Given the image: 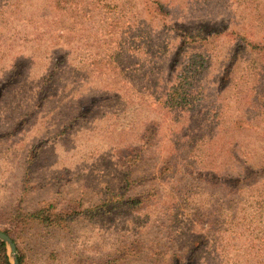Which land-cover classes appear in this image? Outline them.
<instances>
[{"label": "rangeland", "instance_id": "1", "mask_svg": "<svg viewBox=\"0 0 264 264\" xmlns=\"http://www.w3.org/2000/svg\"><path fill=\"white\" fill-rule=\"evenodd\" d=\"M157 2L165 19H153ZM198 31L214 34L213 43L182 50L181 37L196 38ZM245 38L264 43V0H0V231L16 244L18 259L173 264L172 254L188 255L190 235L219 232L213 222L225 215L242 227L224 234L219 252L200 253L190 264H264V250L246 245L261 238L264 248V214L251 210L252 225L242 223V209L264 189V173L244 186L243 196L219 186L220 178L219 185L210 176L203 183L223 165L238 167V157L264 170V62L252 65L258 57L242 45ZM145 52L151 56L146 69ZM186 54L209 63L198 82L201 100L185 114L160 113L152 100L174 85L172 71ZM112 55L119 59L109 63ZM227 59L238 73L237 95L219 94ZM156 119L163 126L154 148L131 167L123 160L133 157L129 147L139 149L147 121ZM195 136L203 141L193 142L200 146L193 153L207 154V169L185 151ZM169 154L178 157L179 169L172 164L179 173L152 184L151 174ZM145 175L146 185L126 187L129 176ZM127 189L131 197L146 195L139 209L120 203ZM46 208L53 221L79 215L47 227L30 217ZM131 244L136 250L129 255Z\"/></svg>", "mask_w": 264, "mask_h": 264}, {"label": "trees", "instance_id": "2", "mask_svg": "<svg viewBox=\"0 0 264 264\" xmlns=\"http://www.w3.org/2000/svg\"><path fill=\"white\" fill-rule=\"evenodd\" d=\"M154 6V16L153 19H165L168 14L164 9L163 4L160 2H157ZM164 16V17H163ZM199 35H196V38L192 37L193 34L184 35L182 36V44L183 46L181 47L182 50L183 48L188 47V46H193L194 44H202L209 46L210 44L213 43L215 35L210 33H204L203 31H198ZM204 33V34H203ZM180 36V35H179ZM189 42V43H188ZM240 42H245L242 43L243 46L252 49L253 53H255L258 57V59L254 60L252 65L254 67H259L260 62H264V43H253V42H248V40L245 38L243 41ZM240 44V47L242 46ZM183 52V51H182ZM115 55L108 56V62L113 63L114 60H118V58H114ZM162 54H156V58H160ZM201 54H186L185 55V60L184 63L181 65L180 69L178 72L172 71V75L175 78V82H173L172 85L167 93L165 94L164 97L159 96L158 98L156 97L155 100L153 99L152 102L158 107L160 110V113L165 112L166 115H179V114H185L186 112H190L194 110V106L201 100L199 94H200V87L198 86V82L202 79L203 75L205 74L204 72L207 70L209 67V63L206 62V58L202 57V62L200 61L199 64L197 62L198 57H200ZM179 57H182V55H179ZM130 59V57H129ZM142 63L141 65L146 69L149 66V61L151 60V56H149V52H145L144 55L142 56L141 59ZM227 66V72L222 71V74L219 77V80L222 81V87L219 88L220 93L219 94H226L228 91L230 93L234 92L236 95L241 92L240 89H237L235 81L239 79L238 73L233 70H229L228 64L230 63V60L225 61ZM234 62V61H233ZM140 65V66H141ZM17 66V62L14 64V67ZM59 63L57 64V61L53 67V72H56V69L58 68ZM254 70L253 69H248L246 71V75H250ZM52 80V76L50 75L48 78H46V83L44 84V87H49L50 86V81ZM218 80V81H219ZM230 80V86L229 89L227 87L223 88V85L225 82H228ZM247 93V92H246ZM251 97V96H250ZM231 98V97H230ZM248 100L251 99H247ZM173 115V117H175ZM86 115L82 114L79 115L76 119H74V123L71 125L69 128H73L75 124L77 123L78 120H82ZM172 116V115H171ZM177 122H180L178 119ZM237 122V121H236ZM240 123H237V125ZM163 124L161 123L160 119H156L155 121H147L145 125V129L141 135L140 141H139V149H134L133 147H129L130 150H132L133 157L123 159L124 161L128 160V164H131V167L137 164L143 157V153L147 152L149 149L154 148L155 142H156V136L158 135L159 131H161ZM68 129V128H67ZM238 129H241L238 127ZM69 131V130H67ZM64 131V134L66 135V132ZM203 141V137H197L195 136L192 138L189 142V144H193L194 141ZM176 144V143H175ZM179 148L183 151V147H180L179 145L173 146V150L175 152H178ZM200 146L199 145H194L193 148H190V151L185 150L187 153H190L193 155L192 159H194L198 167H206V158L207 154L200 152L199 158L195 156L193 153V150H196V152H199ZM191 159V160H192ZM175 161L177 168L179 169L180 163L178 160V157L175 156V154L171 155L169 154L167 157L161 159V165L157 171H154V174H151V182L152 184H161L162 181H164L166 178L175 176L179 172L177 169L173 168L174 165L172 162ZM241 162V166H240ZM213 168V167H212ZM219 170V171H218ZM262 173H264V170H260L258 168H254L248 159L246 157L243 158V160L238 157V167H235L234 164L232 163L231 166H222L214 173H208L206 174L205 178L203 179L204 184H207L208 181H210V177H215L217 182L215 183L216 185H219V178H220V185L221 187H233L234 193H238V195L241 193V196H243V189L244 186H248L253 182L254 176H261ZM191 175H196L195 172L191 173ZM150 180L149 175L141 176L139 178H135V180L131 179V176L127 178V184L126 187H133L136 186H144L147 184V182ZM258 183V182H257ZM241 188V189H240ZM129 189L126 190L125 194H123L121 197H119L120 203L122 205H125L128 208L137 210L139 209L143 204L146 195L144 196L143 199H138L136 197H131L128 196V191ZM251 205L248 207H245V210L242 209V213L244 214V218L242 219L243 226H250L252 225L253 219L251 218V210H254V214L261 216V214H264V189L262 190H257L255 193V197L252 199V202L250 203ZM52 211L51 208H46V209H41L35 214H31L30 217L37 221L42 223V225H45L47 227H62L67 224L68 221H72L75 219L77 215L73 214L68 215V216H63L57 215L55 221L52 220V215H49ZM68 214V213H66ZM221 219L219 221L213 222V224L219 225V228L217 229L219 232H213L211 234H201V236L195 237V235H190L191 237L189 238L187 248H188V255L185 257H182L178 253L172 254V260L171 262L173 264H190L192 260H194V257L198 256L200 253H217L219 252V249L222 248L221 245L224 244L226 238L224 234H231L234 235L235 227L234 226H240L237 223H233L231 221L230 223L227 221L229 219L225 220V215L220 217ZM233 220V218L231 219ZM212 224V225H213ZM210 231V230H209ZM210 233V232H209ZM9 235V234H8ZM230 236V235H227ZM224 237V239H223ZM222 239L220 241L219 239ZM254 241H248L246 242V245L250 249L249 251H259V250H264L262 247V239L261 238H253ZM256 241V242H255ZM260 242V243H257ZM256 244H260L259 248L256 247ZM264 245V244H263ZM228 246V245H226ZM131 248V249H130ZM130 249L129 255H131L132 251H135L136 248H134L133 244L130 246H127V250ZM226 253V252H225ZM223 252V254H225ZM222 254V255H223ZM136 255H139L136 253ZM20 264H25V258L24 257H19ZM120 261L119 257L110 262L111 264L118 263ZM0 264H12L9 256H8V250H7V245L0 241Z\"/></svg>", "mask_w": 264, "mask_h": 264}, {"label": "water", "instance_id": "3", "mask_svg": "<svg viewBox=\"0 0 264 264\" xmlns=\"http://www.w3.org/2000/svg\"><path fill=\"white\" fill-rule=\"evenodd\" d=\"M0 241L8 245L11 251V257L13 258L12 264H20L19 259L17 257V247L14 241L4 232L0 231Z\"/></svg>", "mask_w": 264, "mask_h": 264}]
</instances>
